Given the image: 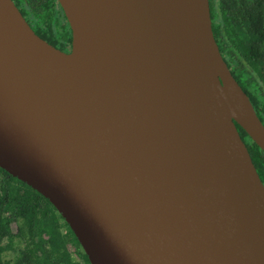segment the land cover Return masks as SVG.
<instances>
[{
    "label": "water",
    "instance_id": "water-1",
    "mask_svg": "<svg viewBox=\"0 0 264 264\" xmlns=\"http://www.w3.org/2000/svg\"><path fill=\"white\" fill-rule=\"evenodd\" d=\"M64 52L0 0V167L91 264H264V124L207 0H57ZM245 130V140L237 128Z\"/></svg>",
    "mask_w": 264,
    "mask_h": 264
},
{
    "label": "trees",
    "instance_id": "trees-1",
    "mask_svg": "<svg viewBox=\"0 0 264 264\" xmlns=\"http://www.w3.org/2000/svg\"><path fill=\"white\" fill-rule=\"evenodd\" d=\"M222 10L217 17L220 22L226 19ZM237 24L242 26L241 18ZM226 29V38L220 33L223 57L264 123V0L259 38L254 28L235 29L228 22ZM237 128L247 136L238 123ZM246 145L264 182V153L255 142ZM60 217L47 197L0 167V264H91L69 224ZM13 220L19 222L17 232L11 228ZM9 250H16L14 257Z\"/></svg>",
    "mask_w": 264,
    "mask_h": 264
},
{
    "label": "flooded vegetation",
    "instance_id": "flooded-vegetation-1",
    "mask_svg": "<svg viewBox=\"0 0 264 264\" xmlns=\"http://www.w3.org/2000/svg\"><path fill=\"white\" fill-rule=\"evenodd\" d=\"M11 1L19 11L21 16L26 20V22L31 27V29L39 37H41L52 46L64 52L70 50L71 29L68 24L67 18L64 16L63 11L60 8L57 0H11ZM207 2H208V10L210 12L213 36L218 45L220 52H221V47L223 46L222 34L223 37L226 38L225 31H227L226 28L228 27V22L230 24H233V28L235 29L243 28L251 31L252 28H254L259 38L260 36L259 29L261 27V20H262V0H207ZM221 9H223L222 11L226 15V19L222 22H220L217 18L218 15L220 16ZM237 18L242 19L241 27L237 24ZM220 33H222L221 36ZM221 54L222 56L224 55L222 52ZM241 137L245 140V134L244 135L241 134ZM63 219H64L63 217L62 218L60 217L61 222L63 221ZM12 224L15 225L14 229L12 228ZM10 225L12 230L14 232H17L19 222L17 220H13L10 222ZM22 243L19 242L18 244L22 245ZM15 254H16V250H9L10 257H14Z\"/></svg>",
    "mask_w": 264,
    "mask_h": 264
},
{
    "label": "rangeland",
    "instance_id": "rangeland-1",
    "mask_svg": "<svg viewBox=\"0 0 264 264\" xmlns=\"http://www.w3.org/2000/svg\"><path fill=\"white\" fill-rule=\"evenodd\" d=\"M14 227H15V225L14 224H12V228L14 229Z\"/></svg>",
    "mask_w": 264,
    "mask_h": 264
}]
</instances>
